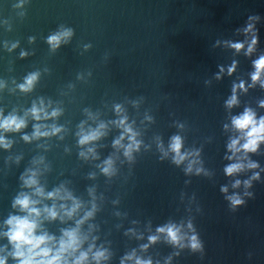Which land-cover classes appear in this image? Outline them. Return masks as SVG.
<instances>
[{
  "label": "water",
  "instance_id": "95a60500",
  "mask_svg": "<svg viewBox=\"0 0 264 264\" xmlns=\"http://www.w3.org/2000/svg\"><path fill=\"white\" fill-rule=\"evenodd\" d=\"M65 28L72 36L52 49L48 37ZM253 36L257 42L247 53ZM238 42L244 44L239 51L231 47ZM261 56L264 0H0V110L24 116L41 98L62 109L43 121L29 115L26 127L5 133L11 147H0V231L7 230L9 216L26 214L13 202L20 193H33L22 180L31 168L39 169L45 191L63 184L85 209L94 195L95 214L80 226L89 237L81 250L90 244L93 251L108 249L101 264H121L133 250L153 264H264V142L255 152L237 153L258 167L225 172L237 162L228 159V144L241 134L232 117L246 108L264 116V87L251 79L253 61ZM35 72L33 88L21 91L17 85ZM241 81L247 90L237 88L238 103L229 107L233 86ZM118 104L121 113L115 111ZM122 115L141 141L131 160L113 146L122 129L112 121ZM81 122L85 128L104 122L106 134L80 145ZM36 123L63 128L25 141ZM176 135L182 152L199 150L195 167L204 171H185L192 157L174 163L169 145ZM88 147L95 148L96 158L80 156ZM41 157L43 163H34ZM109 157L112 175L100 167ZM237 180L241 183L233 187ZM230 196L242 202L233 204ZM33 198L42 201L38 207L71 203ZM82 215L83 210L71 219L43 220V230L59 238ZM169 223L182 226L183 247L156 231ZM150 235L159 239L149 243ZM0 247L5 255L13 250L6 236H0ZM7 264L17 259L9 255ZM87 264H96L91 253Z\"/></svg>",
  "mask_w": 264,
  "mask_h": 264
},
{
  "label": "clouds",
  "instance_id": "9594fccd",
  "mask_svg": "<svg viewBox=\"0 0 264 264\" xmlns=\"http://www.w3.org/2000/svg\"><path fill=\"white\" fill-rule=\"evenodd\" d=\"M23 0H21V3ZM252 28L251 25L248 26L249 31ZM72 29L65 28L58 31L48 37V42L52 49L57 48L62 42H67V40L72 36ZM257 40L253 36L251 42L248 45L247 53H251L254 50V46ZM13 48L16 44L12 45ZM88 47V45H85ZM231 47L239 51L244 47L243 43H233ZM26 52H21V56L26 55ZM255 71L251 74V79L253 84L259 81L261 86L264 87V79H261L264 75V56L259 57L257 60L253 61ZM235 70V62L228 69L229 74ZM223 71V69H221ZM39 76L38 72L30 73L25 77L24 82L17 85L21 91H30ZM4 87V83L0 81V88ZM237 88L247 90L243 81L239 84L233 86V95L226 102L229 107L238 103V98L236 95ZM261 106H264V101L260 102ZM51 108V110H49ZM62 109L56 107H51V101L47 103L43 98L39 102H33L31 108L25 111L24 116L17 115L16 113H9L4 115L3 111L0 110V147L10 148L11 141L5 135L7 132L20 131L22 128L27 126V117L30 115L35 121L48 120L50 118L58 117L61 114ZM115 111L121 113L123 111L121 105H115ZM91 116V114H89ZM150 119V117H149ZM85 122H81L80 130L77 133L79 139L78 143L80 145H88L90 142L98 140L100 137L104 136L107 124L100 122L95 128L84 127ZM117 127L122 129L119 137L114 139L113 146L124 149V155L131 160L133 158L132 154L134 151L138 150L141 141L137 139L139 133L133 128L132 124L128 122V117L122 115L118 120L112 121ZM232 126L239 130L241 133L239 136L231 139L228 144L229 150L232 152V156L228 159L236 158L237 162L228 165L225 168V172L228 175L242 171L245 167L256 168L257 163L249 161L247 164L244 163L245 157H238L237 153L243 151L245 154L248 152H255L260 143L264 142V116L257 118L256 113L251 108H246L243 113L232 117ZM227 128L228 125H225ZM63 126H58L56 124L46 125L42 123H36L33 125V132L31 135L24 134L23 139L25 141H31L33 139H39L40 137H49L56 135L62 131ZM125 138L129 141L124 144ZM241 141H243L241 143ZM182 138L179 135L173 136L171 138V143L169 145V151L174 153L172 159L177 165L181 164L183 161L189 159L188 165L185 169L186 172H192L194 167L200 163L199 150H194L191 152H182ZM161 150L164 156L168 155V151H164L161 146ZM80 156L88 159L89 156L92 158L97 157V153L94 147H88L86 151H81ZM34 163H43V157ZM101 171L106 175H112L115 171L114 161L111 157L105 159L102 163ZM195 171L200 173L204 171L201 167H195ZM39 169H27L26 173L22 176L24 186L32 188L33 193L30 195L28 193H20L13 202V207L18 208L21 212L26 213L25 215H11L5 224L8 226L7 230L0 231V236H6L9 242L13 245V250L7 255L3 254L5 252L4 247H0V264H7L8 256H12L17 259V264H87L89 260V253H91V258L96 262V264H101V261L107 260L109 258V251L105 248H99L95 251L94 244H90L87 250H81L83 243L88 240V235L81 233V225L85 223L89 218L93 217L96 211L95 197L93 195V201L91 208L85 209L84 202L78 197L74 196L73 193L67 189L63 184L54 188L52 191H45L44 187L40 184L38 180ZM258 173L254 174L253 178L258 177ZM241 182L237 180L233 187H236ZM251 180L244 181L246 186L250 185ZM222 191H227V188H222ZM90 195L93 194V190L89 189ZM33 195L36 197L51 199L53 201H71L68 203H60L57 205L55 202L49 206L47 204L43 207H38L41 204L40 199H34ZM229 199L233 204L241 203V199L238 196H230ZM83 210V215L75 221V227L62 229V235L57 238L55 235L48 233L43 230V220H54L61 219L65 217L71 219ZM91 227V226H90ZM188 227L191 228L192 225L189 222ZM182 226L176 225L174 223H169L167 225L157 228L158 233L165 234V239L174 244L183 247L182 243L184 239V234L182 233ZM93 240L96 237H92ZM159 239L158 235H150L148 237L149 243H154ZM191 247L193 249L198 248L200 245L197 241L195 235L191 236ZM149 245H141L142 249H147ZM77 253H79L77 255ZM153 264L151 258L144 259L136 255L135 250L131 253L126 254L121 259V264Z\"/></svg>",
  "mask_w": 264,
  "mask_h": 264
}]
</instances>
